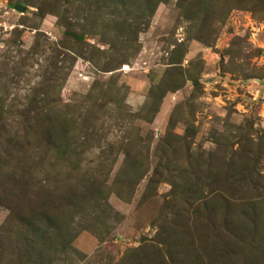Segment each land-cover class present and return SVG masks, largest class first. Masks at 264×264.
Wrapping results in <instances>:
<instances>
[{"label":"rangeland","instance_id":"obj_1","mask_svg":"<svg viewBox=\"0 0 264 264\" xmlns=\"http://www.w3.org/2000/svg\"><path fill=\"white\" fill-rule=\"evenodd\" d=\"M35 120L64 157L0 170L29 264H264V0H0V147Z\"/></svg>","mask_w":264,"mask_h":264},{"label":"trees","instance_id":"obj_2","mask_svg":"<svg viewBox=\"0 0 264 264\" xmlns=\"http://www.w3.org/2000/svg\"><path fill=\"white\" fill-rule=\"evenodd\" d=\"M68 33L75 39L80 40L82 38L81 34L71 31H68ZM43 118L47 119L48 116L44 115ZM30 126L31 127H29V130L26 131V133L17 130V132L15 131L10 137H8V141L6 138L4 139L5 145L7 144V146H19L21 149H15L14 152L17 155H8V153L5 151V148L2 149V146L0 147V170H2V172L9 166V161L18 166L19 168L33 167L34 169H39L40 167L35 166V162L33 163V165L27 162V160L29 159V155H27L26 152H28V150H31V152L36 151L37 153L40 150H43L41 149V141L46 146L49 145L50 147V149L45 152L44 156L50 160L51 164L59 158L64 157L63 153H60V155H58L56 146L54 148H51L50 146L52 142H50V139H52L51 133L53 127L50 121L42 123L40 125L35 120L34 124ZM65 126L68 127V124H66ZM4 154L10 156L9 161H6V155L4 156ZM43 159L44 158H40L39 162H42ZM10 178L11 174L4 173V175H2L0 172V182L3 179L6 182H9ZM61 182L64 183L63 180H61ZM65 200L66 203L69 205V202L71 200L70 196L67 195ZM46 201L49 207H53L55 209L61 208V202L59 201V198L55 195L48 197ZM38 224V221L27 220L21 223L17 227L18 229L16 228L8 230L5 233L0 230V255L3 253H7L11 258L9 264H17L21 261H23L25 264H29V260H31V251L35 250L38 252L43 249L42 242L45 238V231L44 228L39 229L38 227L40 225Z\"/></svg>","mask_w":264,"mask_h":264},{"label":"water","instance_id":"obj_3","mask_svg":"<svg viewBox=\"0 0 264 264\" xmlns=\"http://www.w3.org/2000/svg\"><path fill=\"white\" fill-rule=\"evenodd\" d=\"M13 8L16 9L19 12H24L26 7L23 4H15L13 5Z\"/></svg>","mask_w":264,"mask_h":264}]
</instances>
